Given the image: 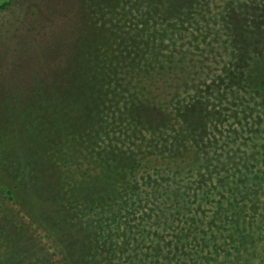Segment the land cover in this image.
<instances>
[{
    "label": "rangeland",
    "instance_id": "rangeland-1",
    "mask_svg": "<svg viewBox=\"0 0 264 264\" xmlns=\"http://www.w3.org/2000/svg\"><path fill=\"white\" fill-rule=\"evenodd\" d=\"M263 1L0 0V264H264V102L207 93L226 88L215 76L242 53L227 43L223 16L235 9L254 26ZM132 41L147 45L152 66L118 64L88 86L97 98L78 127V98L46 90L66 86L70 72L84 84V58L110 61ZM198 101L207 126L189 133L185 121L202 119L176 108ZM32 148L64 178L54 200L96 181L100 203L77 194L68 216L28 190L19 168Z\"/></svg>",
    "mask_w": 264,
    "mask_h": 264
},
{
    "label": "trees",
    "instance_id": "trees-1",
    "mask_svg": "<svg viewBox=\"0 0 264 264\" xmlns=\"http://www.w3.org/2000/svg\"><path fill=\"white\" fill-rule=\"evenodd\" d=\"M256 10V16L255 18H258L257 23L252 26V23L245 22L246 20L242 19L241 12L236 11L233 9V13H231L229 16H231L233 19L231 20L228 18V16L225 14L223 16L222 25L227 30L228 34V42L230 45H232L233 48L235 47H241L242 53L240 55L232 57L231 60L227 61L225 65H223L222 73L215 76L217 79L216 83H223L226 88L220 89V87H211L209 91L207 92L210 96L216 99V102L220 101H227L229 105L234 104L237 105V103H244L246 101V97L242 95V91L244 93H247L249 95V99L254 98V96H261L260 102H264V46H262L261 41L262 37L264 36V1L261 3V6L259 4H255ZM260 25L262 26L260 28ZM134 34V33H132ZM241 39V42L239 41ZM262 46V47H261ZM123 51H117L115 53H111V50L109 53H111L110 61H107V57L104 56V58L101 59L99 63V54L98 53H92L93 55L90 57L84 58L83 62V68H82V78L84 80L83 83H77L76 77H78L77 73L70 72L67 76L66 80V86L64 87H53L51 90H46L47 95L56 97L58 93H65L68 89L69 95L73 94L71 96L73 99L78 98L79 101L76 102V110L78 114L80 115V121L76 123L79 124L78 127H85L84 123L88 121V110L91 109V104L87 101V98L91 99V95L94 96V98H97L94 94L95 88H88V86H98V84H101L105 81L104 75L106 73L108 74L109 71L115 72L117 69L116 66L118 64H129V66L133 69H137L138 71H145L147 70L148 65L152 66L150 63L152 61V57L148 59L146 55H149L150 52L147 47V45H142L141 43H134L129 42L128 44H123L122 46ZM115 48H112L114 50ZM147 51V52H146ZM103 53V52H101ZM145 53V54H144ZM153 53V50H152ZM146 59V60H145ZM91 60V61H90ZM98 60V61H97ZM149 60V61H148ZM105 61V62H104ZM112 61L115 62V65L112 64ZM87 66L88 69L91 71L89 76L87 75ZM149 66V67H150ZM247 69V70H246ZM71 71H73V68H71ZM72 73V74H71ZM108 79H110V76H107ZM120 82V81H119ZM121 84V83H120ZM119 83H115V86L119 91L116 95H119L118 98H121V92L124 91L125 87L124 85H120ZM216 85V84H215ZM248 86V87H247ZM77 88V89H76ZM76 92V93H75ZM99 92V90H98ZM51 94V95H50ZM76 94V95H75ZM68 95V96H69ZM90 95V97H89ZM114 95V94H113ZM248 100V99H247ZM117 101V100H116ZM230 101V102H229ZM81 105H79V103ZM66 103H68L66 101ZM61 105L62 109H69L70 104ZM43 104V103H40ZM42 106V105H40ZM207 106V102L202 103L201 101L193 102L192 104H188L184 107L181 106V108H176V114L180 115L183 119L188 120V116L194 115L195 117H199L202 120H196L192 122V125L189 127L190 123L188 124V121L186 122V125L183 127L186 129L189 133H192L193 131L191 128L202 125L201 129L204 131L205 127L207 126L206 122L203 120V118L200 116V114L206 115L210 112L209 110H204L203 108ZM68 107V108H67ZM134 107V106H133ZM133 107H129L130 109ZM128 108V109H129ZM203 113H201L202 111ZM219 111V110H218ZM216 113V111H214ZM220 112V111H219ZM213 113V114H215ZM218 113V112H217ZM236 113V112H235ZM142 114V113H140ZM139 117L136 118L138 120ZM184 121V120H183ZM74 122V121H73ZM138 123V121H137ZM78 128V129H81ZM100 126L95 128V135L98 136ZM155 130V128H153ZM134 131V130H133ZM39 132V131H38ZM36 132V133H38ZM50 132V131H49ZM98 132V133H97ZM94 135V136H95ZM107 138L108 136L106 134ZM108 138V140H109ZM41 139L39 138L36 141V146L41 145ZM110 141L105 143V145L109 146ZM32 152H22V155L25 157V155H29V159H27V156L25 157V163L22 165L20 164V172L22 173L23 177V183L29 182L30 189H33L38 193L37 197L50 194V199L48 201H56L55 204L59 206L61 203L65 206H63V210L60 211L62 214L66 213L69 216V212L72 209L73 201H76L75 198L76 195H86L85 199L87 201H90L92 204L94 202L100 203L101 195L99 194L96 198L94 197V193L98 194L99 188L96 181H93L91 184L88 185L89 192L87 194L81 193V191H77L74 194L71 192L69 196L70 200H68L66 197L64 198V201L62 199L54 200L53 197L59 198V188L58 185L62 182H64V178L57 172V165L55 162H48L46 159L45 151L43 148H32ZM24 151H27L26 148H23ZM52 150V149H51ZM73 153V152H72ZM72 155V154H71ZM20 161V160H19ZM30 162V163H29ZM51 163V164H50ZM108 166H106L104 169H102L101 173L104 172L105 169H107ZM59 169V168H58ZM28 171V173H26ZM25 173V174H24ZM82 173V175L88 176L87 171L79 172ZM21 177V178H22ZM26 177V178H25ZM98 178V177H97ZM91 181V180H90ZM86 180L79 182L76 184L79 186V190H84L86 186H84V183ZM24 183V184H25ZM11 196H19L20 200L25 199V196L22 198L14 188H9L6 190ZM1 192H5V190H1ZM30 192V191H29ZM56 195V196H54ZM39 203L43 204L42 200L37 198ZM67 199V200H66ZM42 208V207H41ZM46 208V206H44ZM45 210V209H44ZM47 215V214H46ZM68 218V217H66ZM58 222V221H56ZM63 223V222H62ZM73 227V224L71 225ZM74 228L81 229L80 227L74 225ZM3 228L0 229V233H4ZM67 232H73V228L68 227ZM191 231V230H190ZM189 233V231L187 232ZM160 248V247H159Z\"/></svg>",
    "mask_w": 264,
    "mask_h": 264
}]
</instances>
